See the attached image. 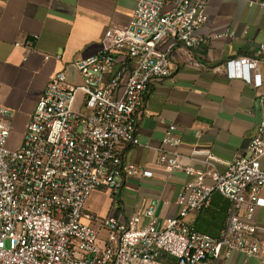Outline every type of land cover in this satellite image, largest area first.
Listing matches in <instances>:
<instances>
[{
  "label": "built area",
  "instance_id": "2783aa9c",
  "mask_svg": "<svg viewBox=\"0 0 264 264\" xmlns=\"http://www.w3.org/2000/svg\"><path fill=\"white\" fill-rule=\"evenodd\" d=\"M207 1L137 0L128 24L107 26L99 53L73 62L82 84L63 71L49 79L18 148L8 146L12 112L0 106V264H225L234 251L264 264V226L256 220L264 208V92L258 93L256 134L224 171L211 152L199 169L176 150L159 149V166L188 176L177 215L160 222L150 200L128 220L104 217L103 235L86 220L94 190L115 194L127 179L154 176L149 167L124 160V150L139 143L145 97L151 84L171 74L172 50L207 42L198 34L209 19ZM251 4L264 7V0ZM263 52L264 43L258 57L230 59L221 68L259 91L262 73L251 71ZM79 92L84 98L77 107ZM174 130L169 125L163 143L176 148L181 140ZM215 191L230 204L224 227L211 236L187 216L207 208Z\"/></svg>",
  "mask_w": 264,
  "mask_h": 264
},
{
  "label": "crops",
  "instance_id": "0c3cea01",
  "mask_svg": "<svg viewBox=\"0 0 264 264\" xmlns=\"http://www.w3.org/2000/svg\"><path fill=\"white\" fill-rule=\"evenodd\" d=\"M251 1L208 0L209 19L198 30L207 42L172 50L171 74L151 84L145 97L139 143L127 145L123 154L124 160L152 169L154 176L127 179L115 194L94 190L85 208L92 226L99 229L109 214L128 220L150 200L157 203L160 222L178 214L176 199L188 176L181 170L168 174L159 166L160 148L176 150L185 164L199 169L205 168L203 160L211 152L220 171L245 153L262 119L258 93L264 86L258 91L244 79L229 78L221 65L238 57H258L264 43V7ZM136 4L137 0H0V106L12 112L11 148L19 147L49 79L63 71L71 83L82 84L73 62L99 53L107 26L128 24ZM256 71L264 81V52L251 73ZM171 124L181 140L176 148L163 143ZM229 204L215 191L210 205L190 213L187 222L218 236ZM256 220L264 226V208L257 211ZM225 264L260 262L234 251Z\"/></svg>",
  "mask_w": 264,
  "mask_h": 264
},
{
  "label": "rangeland",
  "instance_id": "374dc122",
  "mask_svg": "<svg viewBox=\"0 0 264 264\" xmlns=\"http://www.w3.org/2000/svg\"><path fill=\"white\" fill-rule=\"evenodd\" d=\"M83 98H84V94H83L82 92H79V93H78V96H77V101H76V106H77V107L80 106V104H81L82 101H83ZM8 146L10 147L9 142H8ZM10 148H11V147H10ZM99 230H100V229H99ZM105 233H106V231H104V229L100 230V234H101V235H103V234H105Z\"/></svg>",
  "mask_w": 264,
  "mask_h": 264
}]
</instances>
